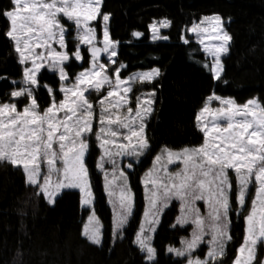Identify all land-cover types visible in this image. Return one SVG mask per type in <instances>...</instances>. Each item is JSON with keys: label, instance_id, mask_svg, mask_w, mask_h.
Returning <instances> with one entry per match:
<instances>
[{"label": "snow or ice", "instance_id": "1", "mask_svg": "<svg viewBox=\"0 0 264 264\" xmlns=\"http://www.w3.org/2000/svg\"><path fill=\"white\" fill-rule=\"evenodd\" d=\"M102 4L103 0H9L0 9L7 22L3 36L22 68L19 82L11 80L10 99L0 100V164L21 172L32 194L51 206L58 197L78 193L80 206L89 213L82 236L101 248L104 231L95 209L88 157L95 145V167L103 175L112 206L114 247L117 239L126 236L137 207L131 175L153 152L148 124L161 76L155 66L128 72L118 56L121 42L110 34L112 13ZM231 19L219 12L203 14L180 32L186 45L190 43L187 33L194 34L211 59L210 65L205 61L203 66L213 81L224 79V61L234 40L228 30ZM171 24L168 17L153 18L147 26L150 39L169 40L160 29ZM73 25L77 42L70 47L66 41ZM143 35L132 31L133 37ZM206 40L214 42L206 44ZM73 60L84 62L74 75L67 70ZM42 69L57 77L58 91L42 83ZM137 83L146 90L134 89ZM41 87L48 94L43 106L37 96ZM212 101L219 107H210ZM193 120L203 135L202 143L160 146L140 177L145 203L131 243L145 264H158L154 237L169 208L178 206L169 228L187 231L191 227V233L181 236L178 247H165V255L175 264H264L260 251L264 247V101L253 96L239 104L212 92ZM233 215L242 218L243 242L229 262ZM205 243L207 250L201 256L199 249ZM17 254L22 257V252Z\"/></svg>", "mask_w": 264, "mask_h": 264}, {"label": "trees", "instance_id": "2", "mask_svg": "<svg viewBox=\"0 0 264 264\" xmlns=\"http://www.w3.org/2000/svg\"><path fill=\"white\" fill-rule=\"evenodd\" d=\"M8 5L9 0H0V9ZM102 7L112 13L110 34L121 42L118 56L128 72L153 66L161 70L155 111L148 124L153 152L143 158L130 178L137 200L134 217L126 236L117 239L113 247L102 180L93 165L94 145L88 165L92 172L95 209L104 223L102 248L90 245L82 236L86 212L79 204L78 193L58 197L55 206H51L32 194L33 189L26 185L21 172L0 164V264H21V259L22 264H145L131 243L142 203L138 173L143 165L164 144H200L201 134L193 116L211 92L232 97L237 103L253 96L264 101V0H103ZM212 12L221 13L226 20L229 16L232 18L228 30L234 38L233 46L224 61V79L219 82L213 81L210 71L203 66L207 60L199 45L192 39L186 45L179 38L180 32L193 20ZM162 17L172 21L165 30L169 40L151 42L147 26L153 18ZM6 23L0 17V100L10 99L11 80H18L22 75L12 44L3 36ZM133 30L144 35L133 37ZM190 50H194L193 58L189 57ZM72 68L81 69L74 61L67 69ZM43 73L42 82L58 87L54 75ZM37 96L46 104L48 95L43 87L38 89ZM176 214L177 208L170 207L154 237L159 251L158 264H175L174 258L165 255V247L169 244L178 247L181 236H187L188 230L169 228ZM232 221L233 240L228 247V261L242 236V218H232Z\"/></svg>", "mask_w": 264, "mask_h": 264}, {"label": "rangeland", "instance_id": "3", "mask_svg": "<svg viewBox=\"0 0 264 264\" xmlns=\"http://www.w3.org/2000/svg\"><path fill=\"white\" fill-rule=\"evenodd\" d=\"M98 19H99V18H98ZM198 21H199V19L197 20V22H198ZM64 22H65L66 24L71 23V22H68L66 19H65ZM95 23H96V22H93V24H95ZM190 26H191V25H190ZM190 26H188V27H190ZM166 29H167V28H161V29H160L161 33L164 34V35H166V34H165V30H166ZM148 31H149V30H148ZM74 35H75V32H74V25H73V32H72V35L69 36V37H67V41H66V42L69 44L70 47H71V46H74L75 43L77 42V41L74 39ZM101 35H102V33H100V32L98 31V38H99ZM150 35H151V33L149 32V40H150L151 42H153V41L150 39ZM187 36H188L190 39H192L193 41H195V42L199 45V47H200L202 53L204 54V57H205L206 60H207L206 62L210 65V63H211V59L205 55V53L203 52V50H202L200 44L197 42V40H196L194 34H192V33H187ZM160 41H163V40H160ZM182 42H183V41H182ZM213 42H214V41H208V40L205 41L206 44H208V43H213ZM82 48L86 49V46L82 45ZM37 51H39V49H38ZM16 57H17V54H16ZM102 58H105V59H106V57H102ZM73 61H74L77 65H81V64L83 63V61H80V62H77V61H75V60H73ZM207 69H208V68H207ZM67 70H68L70 73H72V74L74 75L76 72L80 71L81 69L78 70V69H76V68H72L71 70H69V69H67ZM208 70H209V69H208ZM43 71H45L46 73L52 75L50 72H47L45 69H42V72H43ZM55 78L57 79V77H55ZM17 82H19V79L17 80ZM43 82H44V81H43ZM43 82H42V83H43ZM46 82H48V81H46ZM48 83H49V82H48ZM49 84H50V83H49ZM17 86H19V84H18ZM134 89H140V91H144V90H146V89H144V88H141V85H140L139 83H137L136 85H134ZM57 91H58V87H57ZM46 92H47V91H46ZM211 93H212V92H211ZM211 93H210V94H211ZM47 95H48V94H47ZM247 100H248V99H247ZM247 100H246V101H247ZM39 102H40V101H39ZM244 102H245V101H244ZM244 102H242V103H244ZM130 103H131V104L133 105V107H134V104H135V95H132L131 100H130ZM242 103H239V104H242ZM40 104H41L42 106L45 105V103H41V102H40ZM210 107H219V104H218V102H216V101H212L211 104H210ZM97 112H98V109H97ZM208 119L211 120V116H209ZM221 122H222V121H221ZM197 130H198V129H197ZM198 131H199V130H198ZM199 132H200V131H199ZM200 134H201V142H200V143H202V141H203V135H202L201 132H200ZM93 140H94V137H93ZM94 146H95V145H94ZM97 157H98V152L96 151V153L93 155V158H94V163H93V165H94V169H95L96 173L100 176V178H101V180H102V187H103V184H104L103 175H102V173H100V172L98 171V169H96V167H95V163H96V159H97ZM88 160H89V157H88ZM151 163H152V158L149 159L148 163H146L145 165H143L142 169H141V170L139 171V173H138V185H139V188H140V191H141V196L143 197V205H142L141 212H140V214L138 215L136 225H138L139 218L142 217L143 210H144V203H145V201H144V189H143V186H142L141 183H140V177L143 175L144 171H146L147 168H149V167L151 166ZM139 165H140V164L137 165V167H136V169H135V171H134L133 173H135V172L137 171ZM170 167H174V166H170ZM133 173H132V175H133ZM130 181H131V180H130ZM131 185H132V183H131ZM132 187H133V186H132ZM133 189H134V188H133ZM134 191H135V190H134ZM103 192H104V188H103ZM135 193H136V192H135ZM254 194H255V190H254V183H253V185H250V191H249V194H248V206H249V207H250L251 198L254 196ZM104 195H105V199H106V205H107L108 210H109V213H110V236L112 237V235H111L112 206L108 203V199H107V196H106L105 192H104ZM81 208H82V206H81ZM82 209L84 210V208H82ZM177 211H178V206H177ZM85 212H86V218H85V220H84V222H83L82 232H83L84 224L87 223V216H88V214H89L86 210H85ZM100 220H101V219H100ZM101 223H102L103 231H104V223L102 222V220H101ZM190 233H191V227L188 228L187 236L190 235ZM242 242H243V234H242V239H241V242H240V243H242ZM206 250H207V245H206V243H205V244H202V245L200 246V249H199V255L203 256L204 253L206 252ZM260 251H261V254H264V247H262V248L260 249Z\"/></svg>", "mask_w": 264, "mask_h": 264}, {"label": "flooded vegetation", "instance_id": "4", "mask_svg": "<svg viewBox=\"0 0 264 264\" xmlns=\"http://www.w3.org/2000/svg\"><path fill=\"white\" fill-rule=\"evenodd\" d=\"M154 154H155V153H154ZM154 154H153V155H154ZM150 158H152V155H151ZM141 198H142V203H141V206H140V209H139V213H138V215L140 214L141 209H142V205H143V197L141 196ZM176 208H177V207H176ZM232 218L236 219L237 217H236L235 215H233ZM136 228H137V225H136ZM136 228L134 229V231L136 230ZM133 234H134V233H133ZM242 234H243V221H242ZM241 239H242V236H241L240 240L238 241V243L236 244V248L239 246V244H240V242H241ZM231 243H232V241L229 242L228 247L230 246ZM236 248H235V250H236ZM235 250H234V252H235ZM234 252L232 253V255L234 254ZM230 259H232V258H230ZM229 262H230V261H229Z\"/></svg>", "mask_w": 264, "mask_h": 264}]
</instances>
